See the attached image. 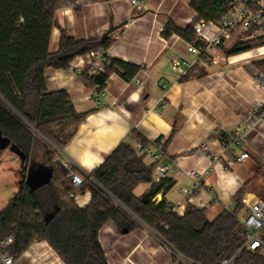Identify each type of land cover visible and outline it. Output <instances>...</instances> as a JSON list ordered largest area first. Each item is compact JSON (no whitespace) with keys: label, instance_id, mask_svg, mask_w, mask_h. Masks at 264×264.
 I'll list each match as a JSON object with an SVG mask.
<instances>
[{"label":"crops","instance_id":"1","mask_svg":"<svg viewBox=\"0 0 264 264\" xmlns=\"http://www.w3.org/2000/svg\"><path fill=\"white\" fill-rule=\"evenodd\" d=\"M145 4V11L136 12L128 0H66L58 9L51 53L59 49L61 30L76 40H96L111 27H119L108 35L112 43L106 52L141 70L130 82L118 72L112 73L102 91V103L95 100L94 90L98 87L86 86L76 71L47 70L48 90H65L76 112L89 113L57 159L72 174L89 178L119 144L141 143L132 137L136 131L159 157L157 162L146 157V163L172 168L166 179L174 186L151 197L153 203L165 198L180 216L191 205L205 210L213 221L235 207V196L242 190V197L264 199L255 186L264 185V139L246 127L237 130L251 104L264 101V88L252 76L251 67L232 62L228 69L218 68L223 59L222 47L229 44L212 53L219 59L216 64L211 58L206 64L187 52V41L181 36L164 37L168 20L187 27L197 18L189 0H145ZM176 60L193 66L189 79L181 81L185 73L173 71ZM259 130L264 133V127ZM235 138L243 140L244 151L250 155L244 163L236 161V155L242 152L238 148L225 151L221 146L220 139ZM193 170L207 174L204 189L188 196L182 190L191 188L193 179L180 173ZM152 188L151 184L141 185L135 194L142 197ZM90 200L91 192L87 190L76 203L83 208ZM100 242L109 264H175L155 243L150 231L140 225L130 234H120L109 222L100 232Z\"/></svg>","mask_w":264,"mask_h":264},{"label":"trees","instance_id":"2","mask_svg":"<svg viewBox=\"0 0 264 264\" xmlns=\"http://www.w3.org/2000/svg\"><path fill=\"white\" fill-rule=\"evenodd\" d=\"M65 1L0 0V130L28 155L21 171L25 181L0 213L1 233L15 237L16 257L38 240L48 242L64 264H109L100 242L101 230L112 222L120 234H130L139 227L135 216L192 264H222L242 248L246 239L240 220L245 211L243 190L235 196V207L213 221L205 210L191 205L180 216L165 198L158 204L152 199L143 202V196L135 194L139 186H159L160 193L171 189L174 182L165 178L154 184L157 163L147 164L146 155L137 153L130 143L119 144L92 171L91 176L99 185L87 181L80 194L90 191L91 200L83 208L77 205L72 179L55 164L57 151L31 126L60 150L65 148L89 113L76 112L65 90H48L47 70L68 71L76 58L96 49L107 50L112 41L108 36L104 40H76L61 30L59 49L51 53L52 34L58 27L57 11ZM189 6L198 17L187 27L168 20L165 38L177 34L192 41L196 38L193 25L197 21L217 20L226 11L219 0H189ZM254 47L239 42L230 49H222L230 58ZM253 65L264 75V59ZM192 69L193 66L187 69L181 81L189 79ZM140 70L136 65L111 58L104 73L89 76L86 71L82 79L86 86L103 90L112 73L118 72L130 82ZM132 137L146 147L147 142L136 131ZM39 145L42 157H32L31 152ZM41 168L51 178L32 188L28 176ZM237 264H264V257L259 252L245 251Z\"/></svg>","mask_w":264,"mask_h":264},{"label":"built area","instance_id":"3","mask_svg":"<svg viewBox=\"0 0 264 264\" xmlns=\"http://www.w3.org/2000/svg\"><path fill=\"white\" fill-rule=\"evenodd\" d=\"M219 1L225 5V13L217 20L201 19L193 25L196 38L186 42L187 52L196 57L201 63L207 64L209 62L208 58H211V62L216 64L219 59L211 56L214 51L227 44L242 42L249 43L255 47L246 53L234 57L251 53L249 58L243 60L264 59V0ZM128 4L136 12L146 10L145 0H128ZM196 15L198 17V14ZM175 37L178 36L175 35ZM111 58L106 50L96 49L86 56L76 58L71 64V69L76 71L81 77L86 71L89 76L99 75L105 72V66ZM231 58H228L229 63H231ZM188 67H190L188 62L176 60L172 68L175 73L182 75ZM256 74L258 75L259 84L264 88V76L259 75L257 72ZM137 84H141L140 80H137ZM102 91L104 89L100 90L98 88L94 90L97 103H102L103 101L105 93ZM245 127L248 131H255L264 139V133L259 130V128L264 127L263 100H256L251 104L250 110L242 118L237 130L240 131ZM220 143L225 151H232L234 147L242 151L240 155H236L237 162L244 163L250 158L249 153L244 151L245 143L242 139H220ZM133 147L137 153L145 154L146 157L154 159L156 162L159 160L155 152L143 144L135 143ZM203 147L208 149L207 145ZM171 171L170 165L158 164L156 166L154 184H159L168 177ZM181 174L193 179L192 187L183 189V194L191 196L204 189L203 183L205 182L207 171H183ZM69 176L74 183L76 194L73 197L77 201L84 181L71 172H69ZM89 179L92 180L91 176H89ZM242 204L245 212L241 219V224L245 229L246 239L242 248L231 258L225 259L222 264H237V261L245 251L259 252L264 257V199L259 196L252 198L242 197ZM169 207L178 213L173 206L169 205ZM15 243L14 236H5L0 231V264H64L52 246L46 241L33 242L19 257H16L15 254Z\"/></svg>","mask_w":264,"mask_h":264},{"label":"rangeland","instance_id":"4","mask_svg":"<svg viewBox=\"0 0 264 264\" xmlns=\"http://www.w3.org/2000/svg\"><path fill=\"white\" fill-rule=\"evenodd\" d=\"M235 44H237V43L229 44L226 46V48L230 49ZM225 53H226L225 50L222 49L221 55H222L223 59H221L217 65V66H219L218 67L219 69H225V68L228 69V66H227L229 64L228 56ZM232 58H234V56H232ZM231 60L234 61L235 59H231ZM260 60L261 59H259V58L251 59V60H239L236 65H243L244 67H251L252 76L258 82V75L256 74V72L258 74L260 72L254 67L253 64H254V62L260 61ZM261 75H263V74H261ZM41 138L44 139L43 137H41ZM46 142L48 143V141H46ZM49 145L51 147H53L52 145H54V144L52 143V145H51L49 143ZM37 148L38 149H36L35 152H31L30 155H32V157H35V158H36V156H37V158H40V157H42L40 145ZM56 148H58V147H56V146L53 147V149H55L57 151V155L60 156V152ZM22 167L23 166L21 164V161L19 160V158L16 155H14L11 152L10 149L0 151V213L9 205L12 197L20 191V183L22 181H25V178H22V176H21V171L23 169ZM80 178L83 179L84 184L87 181L93 182V180H90L88 177H80ZM255 186H256V190L258 192L264 194L263 183H256ZM74 190H75V188H74ZM75 193H76V190H75ZM133 217L136 219V221L138 222V224L140 226H143L144 228H146L150 231L151 237H153L155 243H157L158 245H161L164 248V250H166L168 257L171 258L175 264H192L187 259H185L182 255H180L174 248H172L170 245L165 243L161 238H159V236H157V234L155 232H153V230L150 229L146 224H144L142 221H140L135 216H133ZM242 218H243V214L240 215V220ZM35 241H38V240H35ZM35 241H33V242H35Z\"/></svg>","mask_w":264,"mask_h":264},{"label":"water","instance_id":"5","mask_svg":"<svg viewBox=\"0 0 264 264\" xmlns=\"http://www.w3.org/2000/svg\"><path fill=\"white\" fill-rule=\"evenodd\" d=\"M119 27H111V29L103 36V40L111 33H113L114 31H116ZM259 75H261L259 73ZM31 126V125H30ZM34 131L36 133H38L41 137H43L46 141H48V143H50L52 145V143L45 138L35 127L31 126ZM53 147H55L54 145H52ZM10 149L11 152L16 155L19 160L21 161V164L24 165L28 155L22 151L16 144L12 143L11 139L4 136L0 130V151H4ZM60 153H62V151L58 148H56ZM55 164L57 165V167H59L65 174H69L70 170L68 169V167L62 163V161H60L59 159L55 160ZM51 178V174L45 170L44 168L39 169L37 172L35 173H30L28 176V183L30 185H32V188H36V187H40L42 184L48 182ZM92 180L94 183H96L97 185H99L91 176ZM159 191V186H155L152 188V190L148 193H146L143 197H142V201L143 202H149L151 200V196L152 194L156 195Z\"/></svg>","mask_w":264,"mask_h":264},{"label":"bare ground","instance_id":"6","mask_svg":"<svg viewBox=\"0 0 264 264\" xmlns=\"http://www.w3.org/2000/svg\"><path fill=\"white\" fill-rule=\"evenodd\" d=\"M250 55H251V53H247V54L241 55L239 57L231 58V59H235L234 61L231 60V63L232 62H238L239 60L247 59L250 57Z\"/></svg>","mask_w":264,"mask_h":264}]
</instances>
